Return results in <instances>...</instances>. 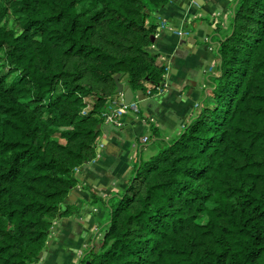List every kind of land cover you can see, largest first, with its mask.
Listing matches in <instances>:
<instances>
[{"label":"trees","instance_id":"16d2710c","mask_svg":"<svg viewBox=\"0 0 264 264\" xmlns=\"http://www.w3.org/2000/svg\"><path fill=\"white\" fill-rule=\"evenodd\" d=\"M169 1L0 0V264L38 262L74 211L116 77L146 98L163 88L149 49ZM216 50L181 134L151 123L152 155L121 195L94 200L109 216L80 264H264V0L234 3Z\"/></svg>","mask_w":264,"mask_h":264},{"label":"crops","instance_id":"0c3cea01","mask_svg":"<svg viewBox=\"0 0 264 264\" xmlns=\"http://www.w3.org/2000/svg\"><path fill=\"white\" fill-rule=\"evenodd\" d=\"M236 1L198 0L187 5L183 0H170L156 14L155 19L164 25L149 51L167 69L164 86L148 98L149 104L141 106L138 114L124 116L120 127L104 121L98 156L78 170L79 183L67 199L66 206L74 211L55 223L35 264H80L82 252L94 243L109 216L108 210L94 200L121 195L132 179L138 157L152 155L147 145L152 139L150 124L156 125L168 141L181 134L207 92L208 76L218 64V42L221 34L229 31ZM133 93L134 103L139 102L138 93ZM117 100L109 104L106 115L112 113ZM145 138L149 139L147 144L143 143Z\"/></svg>","mask_w":264,"mask_h":264},{"label":"built area","instance_id":"2783aa9c","mask_svg":"<svg viewBox=\"0 0 264 264\" xmlns=\"http://www.w3.org/2000/svg\"><path fill=\"white\" fill-rule=\"evenodd\" d=\"M177 34H179L180 36L185 35V33L183 32H179ZM186 35H189V34H186ZM161 90L162 89H159L158 92ZM140 109H141L140 102H137V103L133 102L131 105L127 106L125 104L124 97L122 95H119V98L117 100V104L115 105L114 110L112 111V113L107 114L105 116V123L120 127L122 125L121 121H122V118H124V116H126L127 114H138L140 112ZM148 141L149 139L145 138L143 140V143L147 144Z\"/></svg>","mask_w":264,"mask_h":264},{"label":"water","instance_id":"95a60500","mask_svg":"<svg viewBox=\"0 0 264 264\" xmlns=\"http://www.w3.org/2000/svg\"><path fill=\"white\" fill-rule=\"evenodd\" d=\"M187 5L191 4V3H197L198 0H183ZM116 85H117V90H116V94L117 95H122L124 97L125 100V104L127 106L131 105L135 98L136 95L133 93L132 89L130 88V86H125L124 84H122L120 82V76L116 77ZM138 101L140 102L141 106L145 107L146 105L149 104V99L142 96V93L139 92L138 93V97H137ZM99 129H101V126H99ZM61 220V217H59L58 221ZM42 257V254L40 255V258Z\"/></svg>","mask_w":264,"mask_h":264},{"label":"rangeland","instance_id":"374dc122","mask_svg":"<svg viewBox=\"0 0 264 264\" xmlns=\"http://www.w3.org/2000/svg\"><path fill=\"white\" fill-rule=\"evenodd\" d=\"M5 25L8 27V28H14V22H13V19L12 18H9L8 20H6V22H5ZM4 73H7V71H4ZM156 151H158V149L156 150L155 149V153H156ZM151 155V154H150ZM206 221H207V219L205 218V217H203L201 220H200V222L201 223H206ZM105 224V223H104ZM103 226V225H102ZM100 231H101V228H100ZM99 231V232H100ZM99 235V239H101L102 237H103V235L102 234H98ZM95 242V241H94ZM87 251V249L84 251V252H82V254H81V258L83 257V255H84V253ZM81 258H80V260H81Z\"/></svg>","mask_w":264,"mask_h":264}]
</instances>
